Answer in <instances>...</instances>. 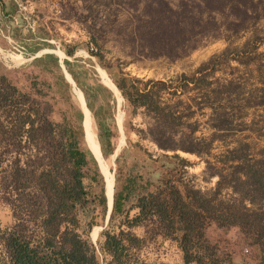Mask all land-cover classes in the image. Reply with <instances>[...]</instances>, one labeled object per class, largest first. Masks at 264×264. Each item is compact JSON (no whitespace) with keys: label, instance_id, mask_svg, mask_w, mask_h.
<instances>
[{"label":"trees","instance_id":"1","mask_svg":"<svg viewBox=\"0 0 264 264\" xmlns=\"http://www.w3.org/2000/svg\"><path fill=\"white\" fill-rule=\"evenodd\" d=\"M14 1L7 4L0 0V13L8 15L17 4ZM200 1L204 5L202 13L207 15L206 21L211 22V19L215 21V13L228 6L234 8L235 16L239 10L249 15V7L243 6L252 0ZM19 20L25 22L22 17ZM27 31L29 36L34 35L31 28ZM204 32L198 34L202 36ZM26 46L28 54L42 48L34 42ZM85 46L131 107V114L138 107H144L147 114H152L155 125L148 129V133L163 150L154 156L139 146L128 145L117 155L108 218L111 220L116 213H122L123 219L117 233L103 232L101 248L110 257L105 264H128L133 248H139L147 238L157 236L176 243L182 252L183 264H264V157H253V163L245 170L248 157L238 153L240 145L233 147L228 150L232 156L226 158L233 162L228 181L223 183L221 174L217 173L219 178L215 189L205 191L182 179L186 167L192 163L176 152L210 154L216 139L215 131L228 129L235 120H244L248 116L245 110L250 108H262L259 118L252 117L250 123H264V82L260 87L246 90L253 77L250 73L249 77L233 76L213 86L219 81L218 78L215 81L209 79L216 71L215 59L201 64L191 74L182 73L177 78L178 83L172 78L145 80L122 71L118 66L105 64L99 51H94L88 43ZM258 47L259 44L254 43L251 48L239 51L247 56L245 61L237 55L232 59L249 65L254 59L248 56ZM76 49L63 45L67 56H73ZM224 53L217 55L216 59ZM47 56L56 65L60 64L58 55ZM62 63L95 118L103 156L113 154L116 145L111 138L117 137L119 130L113 112L115 99L112 90L102 83L85 89L77 77L73 61L64 58ZM60 78L69 86L63 75ZM194 89L201 90L200 101L188 95V101L177 99L171 103L162 96L166 92L179 97ZM205 108L210 110L208 120L214 131L202 146V138L194 135L198 122L189 123L188 120ZM52 111L48 101L20 91L7 76L0 75V197L10 206L14 219L10 227L0 231L1 239L12 264H101L94 246L78 231L77 211L96 202L103 216L107 215L104 176L93 154L81 145L85 142L82 110L75 112L77 122L74 125L54 122L50 118ZM187 126L189 130L183 137L165 136L179 130L184 133L182 128ZM25 148L31 150L30 153H22ZM8 153L14 155L10 161H6ZM125 168L126 173L123 172ZM86 176L91 183L99 184L96 193L87 190ZM237 182L244 184L241 190ZM223 185L238 194L234 202L218 199ZM259 200L261 203L256 208L245 203L254 205ZM130 208L137 209L132 217ZM33 226L39 230L36 236L30 229ZM136 226L144 228L145 237L132 231ZM213 226L235 230L249 253L235 255L222 248L210 234Z\"/></svg>","mask_w":264,"mask_h":264},{"label":"rangeland","instance_id":"2","mask_svg":"<svg viewBox=\"0 0 264 264\" xmlns=\"http://www.w3.org/2000/svg\"><path fill=\"white\" fill-rule=\"evenodd\" d=\"M5 1L7 4L11 3V0ZM14 2L17 4L12 7L13 10H9L8 15L0 13V75L7 76L20 91L48 101L53 108L50 118L57 123L76 124L75 112L81 109L76 91L79 88L75 82L73 84L67 80L68 72L62 63L64 58L73 61L77 77L85 89L88 90L89 86L103 81L99 75V69L102 67L87 51L85 46L87 43L94 51H99L105 64L118 66L122 71L145 80L172 78L178 83L177 78L182 73L191 74L201 64L215 59L213 66L216 67V71L209 79L215 81V78H218L219 81L214 82L213 86L233 76L249 77L250 73L253 77L249 79L246 90L260 87L264 82V0L246 1V6L243 7H249V15L239 10L235 16L234 8L228 6L215 13V21L211 19V22L206 21L207 15L202 13L204 5L200 0ZM20 17L25 22L19 20ZM28 28L32 29L34 37L27 34ZM200 31H205V34L200 36L198 34ZM29 42H34L42 48L34 54H28L26 44ZM254 43H258L259 47L256 54L251 53V56H248L254 59L249 65L232 59L237 55L241 61H245L247 56L239 51L251 48ZM64 44L69 48L77 47L73 56H67L63 52ZM192 45H196L195 48H190ZM222 52H225V55L216 59ZM48 54L62 55L59 59L60 64L56 65ZM61 75L66 78L69 86L61 82ZM119 94L121 100L113 92L115 99L112 102L115 105L113 112L115 118L121 112L122 119L119 123L116 118L119 134L111 138L112 142H115V150L118 148V151L112 158V154L103 156L100 150L104 167L113 175V187L115 159L123 147L136 145L154 156L163 152L148 133V129L155 125L152 114H147L144 107H138L135 113L131 114V107L125 102L120 91ZM188 95L195 97V101H200L201 90L194 89L179 97L162 93L164 100L171 103L177 99L188 101ZM181 107L183 108L180 106V109ZM209 111L205 108L203 112H197L188 120L189 123L195 120L198 122L194 135L202 138V146L214 131L209 124ZM245 111L248 116L244 120H235L228 129L215 131L216 139L210 154L197 155L192 152L176 151L192 163L186 167L183 174L182 179L185 182L205 191H213L219 178L217 173H220L223 183H226L233 170L231 166L233 162L226 160L228 156H232L228 150L237 145L241 148L238 153L246 155L249 159L244 165L245 170L253 163V157H264V123H250L252 117L259 118L262 108L255 107ZM91 120L92 137L94 138L95 131L98 141V128L92 113ZM188 130L187 126L182 128L184 133L179 130L165 136L169 134L175 138L183 137ZM81 145L89 149L86 138ZM27 149L25 148L22 153H30L31 150ZM21 156L24 157V154ZM13 157V153H8L6 161ZM97 164L102 173L98 161ZM125 171L126 168L123 172ZM84 184L91 194L99 189V184L91 183L87 176L84 178ZM237 185L239 190L244 187L241 182H237ZM237 196L231 187L223 185L218 199L234 202ZM245 203L250 208H256L261 201L254 205ZM129 205L130 203L126 204L125 209ZM136 213V208H130L131 217ZM77 214L80 221L78 231L94 246L100 263L105 264L110 257L103 253L101 248L104 241L103 232L109 230L117 233L123 219L122 213H116L114 218L109 220L103 216L101 207L96 202H90L86 208H79ZM13 222L10 206L0 197V231L10 227ZM30 229L35 236L39 234L36 227ZM132 231L139 237H145L142 226H136ZM210 234L222 248L235 255L249 253L235 230L213 226L210 228ZM5 252L0 234V264H8ZM128 264H183L182 252L172 240L161 236L147 238L141 247L131 250Z\"/></svg>","mask_w":264,"mask_h":264},{"label":"bare ground","instance_id":"3","mask_svg":"<svg viewBox=\"0 0 264 264\" xmlns=\"http://www.w3.org/2000/svg\"><path fill=\"white\" fill-rule=\"evenodd\" d=\"M59 59L62 58V55H58ZM99 75L102 78L103 81H101L105 86H107L108 88H110L115 95H117L118 99L121 100V96L119 94V91L117 90V88L115 87V85L113 84V82L111 81V79L108 77V75L106 74L105 70H103V68L99 69ZM66 78L70 83L74 84L73 79L71 78V76L66 73ZM77 96L79 99V103H80V107L84 113V119H83V125H84V130H85V138L88 144L89 149L91 150V152L94 154L95 158L97 159L99 165L102 168V173L104 175V179H105V190H106V195H107V201L109 206L111 205V201L113 199V175L111 172L107 171L106 167H104L103 165V158L99 149V143L97 141L96 138V134L94 131V138L92 137V132H91V112L88 110V108L85 105V101L82 95L81 90H77ZM116 98V99H117ZM117 121L120 123L121 119H122V113L119 112L117 114ZM122 140V139H121ZM118 151V148L115 150L114 154H112V158L115 157L116 152ZM95 234V233H94Z\"/></svg>","mask_w":264,"mask_h":264},{"label":"water","instance_id":"4","mask_svg":"<svg viewBox=\"0 0 264 264\" xmlns=\"http://www.w3.org/2000/svg\"><path fill=\"white\" fill-rule=\"evenodd\" d=\"M116 87V86H115ZM117 88V87H116ZM117 90H118V88H117ZM119 91V90H118ZM83 112V111H82ZM84 114V113H83ZM83 119H84V117H83ZM82 124H83V122H82ZM83 128H84V125H83ZM84 132H85V130H84ZM117 153V152H116ZM114 154V153H113ZM113 183H114V180H113ZM112 189H113V187H112ZM107 196V195H106ZM112 202V201H111ZM107 205H108V211H107V215H106V217H109V214H110V211H111V208H112V203H111V205L109 206V204H108V201H107Z\"/></svg>","mask_w":264,"mask_h":264},{"label":"built area","instance_id":"5","mask_svg":"<svg viewBox=\"0 0 264 264\" xmlns=\"http://www.w3.org/2000/svg\"><path fill=\"white\" fill-rule=\"evenodd\" d=\"M5 259H6V261H7L8 264H12V263L10 262L8 256H7L6 252H5Z\"/></svg>","mask_w":264,"mask_h":264}]
</instances>
